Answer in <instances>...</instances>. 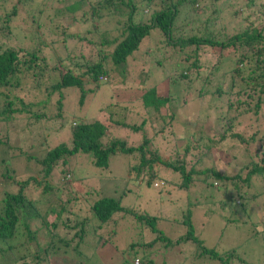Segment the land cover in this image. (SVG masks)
Here are the masks:
<instances>
[{
    "label": "trees",
    "instance_id": "16d2710c",
    "mask_svg": "<svg viewBox=\"0 0 264 264\" xmlns=\"http://www.w3.org/2000/svg\"><path fill=\"white\" fill-rule=\"evenodd\" d=\"M31 1L0 0V129L2 125L5 128H9L11 124L14 125L21 118L20 115L26 113L20 95L25 92L28 97L29 91L31 94L44 96L45 100L37 102V106H44L47 98L53 93L57 95L59 102L63 99L65 92L74 91L73 100L76 107L73 106L72 113L75 114H72V117H75L78 122L74 127L68 128L69 142L47 149L43 157L38 159L25 156V161H33L39 166L36 174L16 176L10 168V161L0 159V183L3 184L0 198V259L5 254H10L13 262L17 263L20 259L24 261L26 259L24 254L30 252V248L23 249L22 242H36L37 232L43 229H45L46 236L51 239L50 242H46L45 248H39V243L36 242V249H43V255L39 258L33 257L34 264H41L42 260L49 258L48 254L54 253V249L57 248H55L54 240L67 246L66 240L55 238L52 240L53 232L49 233L56 228V222L64 211L58 194V192L61 193L62 184L57 179L51 182V178L53 175L69 172V169H72L70 167L53 173L58 165L61 167L71 165L69 159L78 154L89 158L92 165L98 169H107L110 157L124 155L127 157L126 178L145 187L153 188L155 185L156 189L164 185L162 181L161 185L154 183L155 180H159L158 172H162L161 169L170 170L178 175L180 179L178 189L187 191L190 184L201 177V181L209 179L211 182L218 183L224 190L234 192L239 199H243L241 193H246L243 188H252L254 179L261 178L264 182V154L259 162L250 160L240 166V170L233 175L222 171L216 165L198 172L193 169L194 164L189 165L188 169L186 167V159L192 155V152H196V163H200L206 154H212L210 151L216 153L228 150L227 145L229 144L226 140L240 146L256 142L255 134L241 136L235 133L234 129L240 117L247 116L250 112L256 114L264 105V0H231L225 7L221 6L223 0H100L99 6L89 7L90 14L100 16L97 12L100 9L107 7L115 9L121 18H125L124 21L117 22V25H121L117 36L120 40L117 42L116 38H112L107 41L105 35L102 36L98 45L105 46V48L114 45L110 51L104 50L105 48L103 50H82L77 56L81 61L74 62V56L72 61H69L71 62L70 67L60 64L61 60H57L54 56L48 58L43 54L49 44L53 45V42H56L51 35L45 39L48 42H41V36L35 32L36 30L30 34L24 33L25 27L32 29L31 23L36 24L41 14L39 5L32 6ZM92 1L88 0V5ZM77 4L78 1L72 0L71 4L62 6L60 9L62 16L69 15L74 19L79 9ZM234 5L238 6L236 10L232 9L228 12L229 8ZM22 9L23 11L28 9L25 11L26 15L29 17L31 14V16L23 20L26 26L21 24L23 26L17 36L12 31L14 26L11 23L18 19V15L24 16L21 13ZM144 9L147 17L143 20L142 14L138 16L137 13ZM240 11H242L241 14ZM187 13L193 14L196 18L188 20ZM226 15L229 19H233L230 22L236 23V30H229L221 25V20ZM177 17H181L183 23L175 25ZM227 31L232 34L228 35ZM150 39L152 46L158 47V50L160 46H168L180 53V67L183 71L190 73L204 70V63L201 62L204 52L216 53L215 59H220L222 53L233 54L235 57L232 62L233 66L224 75L225 82H228L229 86L224 91L220 89L216 91L218 96L223 93H233L236 98L234 102L227 97L222 100L225 111L231 110L233 113V117L227 120L228 126L222 134H218L216 138L211 134L212 136H209L207 142L203 144L200 135L197 134L200 126L193 119L179 120L180 117L167 110L164 115H161L162 108H165L169 99L166 96H156L153 89L144 92L139 101L145 111L144 114L149 111H153L154 117L157 113L159 114L161 126L157 128L151 124L155 119L145 118L139 109L135 112L124 109V112L120 114L110 110L111 115H106L103 108L101 109L104 103H101L97 107H92L93 113L90 112V116L82 112L83 107L89 106L86 102L93 101L94 97L100 99L99 103L104 100V93H100L102 84L106 83L103 82L104 77L113 73L119 75L118 81L108 83L109 90L113 83H124L126 61L138 50L144 40ZM67 42H69L67 39L62 40L63 45ZM1 45L8 46L2 49ZM166 61L167 59H163L157 63L166 65ZM209 69L212 70L214 67ZM51 71L58 74V82L50 81ZM184 79L186 76L179 74L178 80ZM89 84L92 85L87 89ZM111 101L109 98L106 104L108 109H114L115 103ZM100 114L105 117L104 121ZM127 119L132 124L127 123ZM177 119L186 131L183 133L185 143L178 151L175 150L173 155L164 159L162 152H159L151 141L153 136L162 133ZM146 125L152 126L149 130L151 136L144 129ZM112 127L136 133L140 137L139 142L132 145L126 139L112 135L109 132ZM193 139L194 142H192ZM6 145L7 139H0V147ZM259 145L261 144L257 146ZM199 146L206 152L202 153L198 150ZM124 191L115 197L112 194L97 197L89 206L91 217L97 223V228L106 224L113 215L121 213L131 214L139 226L151 232L152 237L146 242H129L121 246L119 264H133L130 259H136L141 264L143 259L160 247L172 250L180 245L187 247V257L205 258L212 261L211 264L233 263L235 257L232 249L218 253L215 247L208 248L197 237L189 219L191 218L190 210L186 211L179 222L183 232L175 237H167L156 227V216L132 213L131 208L121 206V194ZM261 192L253 193L250 200H256L260 196L264 198V191ZM41 205L45 209L43 212L40 211ZM50 215L54 216L56 222H46ZM30 221L39 223L34 230L30 226ZM246 222L251 223V220ZM87 223H89L88 218L84 217L74 224L77 228V232L74 233L77 243L85 236L84 227ZM225 223L234 224V220L227 218ZM253 226H262L264 229V221ZM23 238L25 241L22 240ZM77 243L73 247L74 251L79 246ZM86 259L88 260L87 257Z\"/></svg>",
    "mask_w": 264,
    "mask_h": 264
},
{
    "label": "rangeland",
    "instance_id": "374dc122",
    "mask_svg": "<svg viewBox=\"0 0 264 264\" xmlns=\"http://www.w3.org/2000/svg\"><path fill=\"white\" fill-rule=\"evenodd\" d=\"M75 1H78L79 9L77 10L78 14L72 19L69 15L62 16L60 10L62 6L71 4L72 0H32V6L39 5L41 14H39L36 24L31 23L32 29L25 27L24 31L25 34H30L36 30L35 32L41 36V42H48L45 39L51 35L56 42H53V45L49 44L43 54L48 58L54 56L57 60L60 59V64L66 67H70L71 62L69 61H72L74 56V62L79 60L77 56L82 50H103L105 46H100L98 43L104 35L107 41L116 38L118 42L120 38L117 36L120 33L121 25H117V22H122L125 19L121 18L111 7L97 11L100 16L90 14L89 7L99 6L100 0H91L89 5L88 0ZM230 1L223 0L221 6H227ZM237 7V5L230 7L228 12L232 9L236 10ZM26 10H21L25 17L18 15V19L11 23L14 26L12 31L17 36L21 32V27L26 26L25 23L23 24V20L31 16V14L29 17L26 15ZM140 13L144 20L147 17L146 10L138 12L137 15L139 16ZM239 13L241 14L242 11ZM241 17L243 16L241 15ZM186 18L189 20L196 16L187 13ZM230 20L233 19H229L228 15L224 16L221 25L229 30H236V23L230 22ZM181 23H183L182 18L177 17L175 25ZM227 32L228 35L232 34L230 31ZM185 33L187 34V30ZM63 39H67L69 42L63 45ZM1 46L2 49H5L8 45ZM113 47L114 45H110L104 50L110 51ZM167 47L160 46L158 50V47L152 46L151 39L144 40L138 50L126 61L124 83H113L109 90L108 83L119 79L117 73L112 74L111 72L112 75L104 77L105 81L102 80L106 82L102 84L100 90V93H104V100L99 103L100 99L94 97L93 101L86 102L89 106L83 107L82 112L86 116H90L92 107H97L101 103H104L101 109L103 108L106 115H111L110 110L120 114V112H124V109L131 112L139 109L145 118L155 119L150 123L157 128V126H161L159 114L157 113L155 117L153 111L144 114L145 111L139 101L144 92L153 89L156 96H166L169 99L165 108H162V112L160 110L161 115H164L167 110L180 117L179 120L193 119L200 126L197 134L200 135L203 144L207 142L209 136H212L211 134L215 138L218 134H222L225 127L228 126L227 120L233 117L231 110L225 111L222 100L227 97L231 102H234L236 98L233 93H223L218 96L216 91L217 89L224 91L229 86V83L225 82L224 75L232 68L235 57L229 52L222 53L220 59H215L216 53L204 52L201 57L204 70L190 73L183 71L180 67L181 54L173 48ZM64 50L69 51L65 52ZM163 59H167L166 65L157 63ZM212 67L214 69L210 70L209 68ZM179 74L185 75L186 79L178 80ZM49 77L52 83L58 82V74L55 71H51ZM91 85L89 84L86 88L89 89ZM29 93L28 97L25 92L20 95L26 113L21 114V118L14 125L11 124L9 128L2 125V129H0V139H7V145L0 147V159L10 161V168L16 176L36 174L39 166L33 161H25V156H33L38 159L43 157L47 149L69 142L68 128L74 127L78 122L75 117H72V114H75L72 113L73 106L76 107L73 100L75 98L74 91L65 92L63 99H60L59 102L57 95L53 93L47 98L44 106L36 105L37 102L45 100L44 96L31 94L30 91ZM109 98L112 100L111 103H115L114 109L106 107ZM100 116L104 121L105 117L101 114ZM95 118L98 117L95 116ZM179 120L177 119L167 126V129H164L162 133L153 136L151 141L159 152H162L164 159L173 155L174 151H178L185 143V134L183 133L186 131ZM127 123L132 124L128 119ZM151 127L146 125L144 128L149 136H151L149 131ZM111 129L109 132L112 135L126 139L129 144L135 145L139 142L140 137L136 133L117 129V127ZM234 130L241 136L255 134L256 142L240 146L226 140L229 144L227 151L222 150L216 153L210 151L212 154H206L200 163H196V152H192V155L186 159L187 169L189 165L194 164L193 169L198 172L216 165L222 171L233 175L246 162L250 160L259 162L264 154V105L256 114L250 112L247 116L240 117ZM258 144L261 145L257 146ZM192 146L194 147V145ZM198 150L202 153L206 152L201 146ZM90 161L89 158L78 154L69 159L71 165L66 167L58 165L53 172L58 173L59 170L72 168L67 173L63 172L52 176L51 182H55L57 179L62 184L60 186L61 193L58 192V194L64 211L60 214L57 222L51 215L46 220V222H56V228L49 232H53L52 240L54 238L64 239L68 244L63 246L54 240L55 248H57L54 249L53 254H48L49 258L42 260L41 264H119L121 246H125L129 242L148 241L152 237L151 232L147 228L143 229L139 226L131 214H115L101 228H97V223L91 217L89 206L97 197L111 194L115 197L123 190L125 191L121 194V206L131 208L132 213L156 216V227L165 236L175 237L183 232L179 222L186 211L190 210L191 218L189 219L194 232L205 246L215 247L218 253L232 249L235 259L233 263L229 264H264V229L262 226H253L264 221V198L260 196L256 200H250L253 193L263 190L264 182L261 178L253 180L252 188H243L246 193H241L243 199H239L234 192H230L228 189L224 190L218 183L211 182L209 179L201 181V177L199 180L193 181L187 191L178 189L177 185L180 182L178 175L167 169H161L162 172H158L159 180L154 181L159 185H161V181L163 182L164 185L160 189H156L155 185L153 188L145 187L126 178L127 157L124 155L110 157L107 169L95 168ZM210 183L211 185H209ZM2 191L3 184L0 183V198ZM252 191L254 192L251 193ZM40 211H45L43 205H41ZM84 217L88 218L89 222L84 227L86 234L78 242L79 246L74 251L73 247L77 243V238L74 236L77 228L74 227V224ZM227 218L234 220V224H226ZM249 219L251 223L246 222ZM243 222L246 223L243 224ZM38 224L30 221L33 230ZM224 224L226 226L223 229ZM37 235L36 242L39 243V248H45L46 242H50L51 238L46 236L45 229L38 231ZM22 240L25 241L24 238ZM36 242H22L23 249L30 248V252L24 254L26 255L24 261L20 259L17 263L13 262L10 254H5L0 259V264H34L33 257L39 258L43 255V249H36ZM186 251L187 247L181 245L172 250L160 247L143 259L141 264L212 263L205 258L187 257ZM21 255L24 256L23 253ZM130 260L133 264H139L136 259Z\"/></svg>",
    "mask_w": 264,
    "mask_h": 264
}]
</instances>
